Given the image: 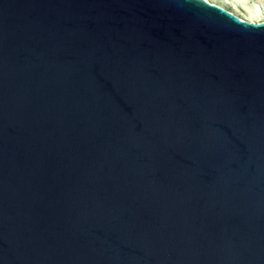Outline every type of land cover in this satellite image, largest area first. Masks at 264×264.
Here are the masks:
<instances>
[{
    "label": "water",
    "instance_id": "95a60500",
    "mask_svg": "<svg viewBox=\"0 0 264 264\" xmlns=\"http://www.w3.org/2000/svg\"><path fill=\"white\" fill-rule=\"evenodd\" d=\"M0 264H264V22L0 0Z\"/></svg>",
    "mask_w": 264,
    "mask_h": 264
},
{
    "label": "rangeland",
    "instance_id": "374dc122",
    "mask_svg": "<svg viewBox=\"0 0 264 264\" xmlns=\"http://www.w3.org/2000/svg\"><path fill=\"white\" fill-rule=\"evenodd\" d=\"M248 22H264V0H208Z\"/></svg>",
    "mask_w": 264,
    "mask_h": 264
}]
</instances>
